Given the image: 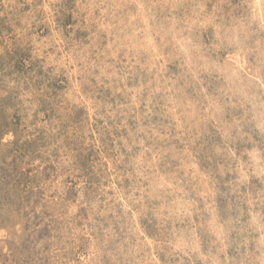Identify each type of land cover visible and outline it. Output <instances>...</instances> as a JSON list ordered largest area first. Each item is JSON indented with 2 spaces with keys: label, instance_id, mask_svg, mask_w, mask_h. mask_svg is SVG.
<instances>
[{
  "label": "rangeland",
  "instance_id": "rangeland-1",
  "mask_svg": "<svg viewBox=\"0 0 264 264\" xmlns=\"http://www.w3.org/2000/svg\"><path fill=\"white\" fill-rule=\"evenodd\" d=\"M0 264H264V0H0Z\"/></svg>",
  "mask_w": 264,
  "mask_h": 264
}]
</instances>
